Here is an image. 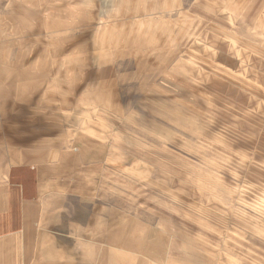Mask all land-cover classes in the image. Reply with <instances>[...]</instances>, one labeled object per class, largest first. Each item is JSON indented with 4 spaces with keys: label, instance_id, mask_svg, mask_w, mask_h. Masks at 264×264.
<instances>
[{
    "label": "rangeland",
    "instance_id": "1",
    "mask_svg": "<svg viewBox=\"0 0 264 264\" xmlns=\"http://www.w3.org/2000/svg\"><path fill=\"white\" fill-rule=\"evenodd\" d=\"M59 153L66 234L264 264V0H0V168Z\"/></svg>",
    "mask_w": 264,
    "mask_h": 264
},
{
    "label": "crops",
    "instance_id": "2",
    "mask_svg": "<svg viewBox=\"0 0 264 264\" xmlns=\"http://www.w3.org/2000/svg\"><path fill=\"white\" fill-rule=\"evenodd\" d=\"M76 159L74 155L68 159V155L59 153L36 162L1 166L0 264L129 263L133 253L114 250L104 237L69 235L61 229L59 216L65 210L62 201L68 194L92 198L97 192L92 174L88 180L85 177L84 187L83 172L73 166L68 169L67 163ZM77 172L79 177H74ZM81 226L78 224L77 229ZM69 240L75 245H67ZM118 257L120 261L116 260Z\"/></svg>",
    "mask_w": 264,
    "mask_h": 264
}]
</instances>
